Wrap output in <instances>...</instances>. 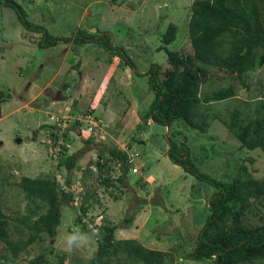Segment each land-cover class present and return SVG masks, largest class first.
Instances as JSON below:
<instances>
[{
	"label": "rangeland",
	"instance_id": "1",
	"mask_svg": "<svg viewBox=\"0 0 264 264\" xmlns=\"http://www.w3.org/2000/svg\"><path fill=\"white\" fill-rule=\"evenodd\" d=\"M14 1L33 27L39 29L24 27L14 10L0 9V178L8 179L0 191V202L9 218L6 224L11 226L12 238L18 239L12 230L15 223L12 219L25 215L32 206L19 189L21 177L56 175L61 181L64 176L63 169L58 171L54 167L56 160L49 156L52 141L47 128L41 126L55 125V119L68 118L69 111L79 115L93 109V116L101 120L105 131L98 145L87 146L82 140H73V134H70L73 142L60 139L59 146H67L69 153L84 149L78 162L82 169L75 170L71 176L73 206L79 207L78 193L84 184L101 201L100 206H93L88 217L94 216L96 224L104 217L106 222L118 225L117 240L135 239L149 249L162 252H173L172 248L182 242L183 248L173 252V264H178L180 259L190 261L183 254L195 246V232L209 215L207 200L217 189L169 160L170 141L184 144L196 170L215 181L229 182L236 173L233 163L237 166L244 159L253 178L264 177V154L241 149L221 121H212L206 132L200 133L181 122L167 128L144 117L154 96L149 75L143 74H148L151 65L165 64L166 54L157 52V48L170 23L177 26V33L168 49L190 52L187 23L193 0ZM43 32L60 41L55 46L40 48L39 43L44 44ZM79 36L94 40L77 44L74 38ZM107 41L111 50L102 45ZM118 52L125 53L135 68H123ZM79 62L77 71L75 65ZM211 80L212 83L203 85L202 91L211 92L229 84L228 79H221V74L214 73ZM245 83L248 88L234 82L239 86L236 96L213 103L209 113L223 118L228 109L241 102L264 98V65L249 72ZM62 84L68 87L63 93ZM242 112L245 114L248 109ZM59 125L67 126V123L61 121ZM62 131L61 127L57 128V132L64 134ZM112 148L137 153L134 165L139 173L127 172L124 187L115 183V187L105 191L98 172L90 169L89 164L99 152L110 157L108 151ZM110 165L114 167L113 163ZM87 168L90 170L84 171ZM114 168L112 177L121 173ZM257 208V215L246 213L244 223L260 224L264 197ZM75 213L70 206L63 207L56 237L42 235L17 262H26L42 252L53 264L61 256H65L64 264L69 259L92 257L97 248L93 239L86 247L71 252L66 249L63 237L76 227ZM127 218L132 221L124 222ZM0 253L10 255L1 243Z\"/></svg>",
	"mask_w": 264,
	"mask_h": 264
},
{
	"label": "trees",
	"instance_id": "2",
	"mask_svg": "<svg viewBox=\"0 0 264 264\" xmlns=\"http://www.w3.org/2000/svg\"><path fill=\"white\" fill-rule=\"evenodd\" d=\"M2 8L14 10L24 27L35 31L39 29L33 27L23 9L14 0H0V9ZM189 10L187 36L190 52L168 49L175 41L177 33V26L170 23L161 35V45L157 48V52H165V64L151 65L146 72L148 74H143L149 75V87L154 96L144 117L167 128L181 122L200 133L206 132L212 121L219 120L239 142L241 149L251 152L259 150L264 154V98L241 102L232 110L228 109L223 118L209 113L213 103L233 99L239 86L248 88L249 85L245 83L248 73L264 65V0H193ZM42 36L44 44L39 43L40 48L55 46L60 41L44 32ZM93 40L91 37L82 36L74 38L77 44H86ZM102 45L109 50L112 48L109 41ZM118 55L124 64L123 68H135L125 53L118 52ZM75 68L78 71L80 62ZM214 73L221 74V79H228L229 84L211 92L202 91L204 84L209 81L212 83ZM67 88L66 84H62L60 91L63 93ZM2 98L3 96L1 100ZM245 109L248 112L244 114L242 110ZM93 113L92 109L81 112L80 115L93 116ZM68 114L78 117L70 111ZM59 122L60 117H57L55 125L43 124L41 128H47L49 132L48 138L52 141L49 145V156L55 158L54 167L58 171L63 169L64 176L61 181L56 175L21 177L19 189L27 203L32 206H29L25 215L12 219L15 222L12 230L18 235V239H13L9 233L11 226L6 224L9 218L4 214L0 202V243L10 254L6 256L0 253V264H53L46 259L44 252L26 262L20 263L17 259L36 241L41 240L42 235L50 239L56 237L63 207L73 208L76 212L75 226L89 231L85 223H82V218L93 222L94 216L88 217V214L95 204L101 205L95 191H89L81 184L78 193L80 205L73 206L75 200L71 192V176L75 170L82 169L78 162L84 149L69 153L70 150L62 146L59 153H52L51 150L60 138L72 142L77 138L71 133L76 124L67 122L69 126L62 128L64 134H60L57 132ZM104 133L105 131L102 136ZM70 134L75 139L72 140ZM77 139L87 146L98 145L90 137ZM169 146L167 156L173 164L217 189L207 200L209 215L202 228L195 232V246L188 253H184V257L195 264H264V216H259V225L244 223L246 213L257 215V203L264 197V177L261 180L253 178L247 172L244 159L237 162V166L233 163L236 173L229 182L215 181L196 170L184 144L170 141ZM128 152L133 153L127 149L112 148L108 151L110 157L106 158L103 152H99L95 161L89 164L90 169L98 172L99 183L105 191L115 187V183L124 187L127 172L130 175L139 173L135 165L133 166L138 172L132 173V166L127 159ZM247 160L253 162L251 158ZM111 163L121 172L120 175L111 176L115 171ZM89 168L84 171H89ZM7 183L8 179L0 178V191ZM131 221L132 218L124 220L126 223ZM95 228L97 233L93 240L97 248L92 257L69 259L68 264H173V252L177 253L183 248L180 242L172 248L173 252H162L149 249L135 239L117 240L115 233L118 225L106 222L104 217ZM51 252L52 249L49 253ZM65 261V256H61L54 264H64Z\"/></svg>",
	"mask_w": 264,
	"mask_h": 264
},
{
	"label": "built area",
	"instance_id": "3",
	"mask_svg": "<svg viewBox=\"0 0 264 264\" xmlns=\"http://www.w3.org/2000/svg\"><path fill=\"white\" fill-rule=\"evenodd\" d=\"M60 120L66 122V123L70 121L71 123H73V125L74 124L77 125V126H75V130L71 131V133H74V135L77 136V138L87 139L88 137H90V138H93L95 142H99L101 140V138H103L102 133L104 131L102 129V123L100 120L95 119V117H93L92 115H86V116L79 115L78 117L68 116V118H65V116H63L62 119L60 118ZM68 126H69L68 124H67V126H60L58 123L57 127L66 128ZM60 134H62V133H60ZM47 135H49L48 131H47ZM60 139H63V138H60ZM60 139L57 141V144L51 150L52 153L57 154V153H59V151H61V147L59 146V144L61 142ZM49 144H51V142ZM137 155L138 154L135 152H133V153L128 152L127 153L128 164H130V166H132V170H131L132 173L138 172V169L133 166L135 158L137 157ZM82 223H85V225L87 226L88 229H89V226H91L92 228H95V225H96L95 219L93 222H90V221H88V218L87 219L82 218Z\"/></svg>",
	"mask_w": 264,
	"mask_h": 264
},
{
	"label": "clouds",
	"instance_id": "4",
	"mask_svg": "<svg viewBox=\"0 0 264 264\" xmlns=\"http://www.w3.org/2000/svg\"><path fill=\"white\" fill-rule=\"evenodd\" d=\"M96 232L97 229L92 228L91 226H89V231H83L79 226L73 227L71 231L66 232L63 237L67 251L71 252L74 249H79L88 246L90 241L96 235ZM178 264H191V262L180 259L178 261Z\"/></svg>",
	"mask_w": 264,
	"mask_h": 264
},
{
	"label": "flooded vegetation",
	"instance_id": "5",
	"mask_svg": "<svg viewBox=\"0 0 264 264\" xmlns=\"http://www.w3.org/2000/svg\"><path fill=\"white\" fill-rule=\"evenodd\" d=\"M89 38H90V37H89ZM80 79H82V78H80ZM80 79H79V83H81V82H80Z\"/></svg>",
	"mask_w": 264,
	"mask_h": 264
}]
</instances>
